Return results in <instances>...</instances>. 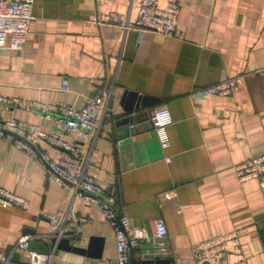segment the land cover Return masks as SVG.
<instances>
[{
  "label": "crops",
  "instance_id": "crops-1",
  "mask_svg": "<svg viewBox=\"0 0 264 264\" xmlns=\"http://www.w3.org/2000/svg\"><path fill=\"white\" fill-rule=\"evenodd\" d=\"M180 5L183 39L141 33L93 20L110 13L136 23L140 0H34L29 33L18 52H0V96L64 104L82 109L97 89L111 93L114 119L99 133L81 140L89 156L88 172L114 187L119 209L134 227L149 233L135 250L134 264H195L193 247L236 231L226 264H264V197L256 179L240 182L236 164L264 153V0H160ZM242 76L227 97L200 96V89ZM65 88V89H64ZM137 93L166 105L173 123L170 145L163 148L149 125L140 120L127 136L116 122L135 112ZM4 120L47 123L35 111L0 105ZM124 133V130L122 131ZM54 159L64 155L43 144ZM0 185L28 200V208L0 206V252H19L29 264L30 251L16 249L20 237L37 243L43 264H105L117 258V240L101 211L48 177L39 160L0 136ZM89 220L70 244L90 247L102 240V257L60 250L43 213L66 211ZM163 220L168 234L154 237V222ZM67 232L74 231L68 223ZM153 239L158 248L149 249ZM55 240V239H54ZM63 240V239H62ZM57 244V245H56ZM100 244V243H99ZM97 247L90 250L96 253Z\"/></svg>",
  "mask_w": 264,
  "mask_h": 264
},
{
  "label": "built area",
  "instance_id": "built-area-1",
  "mask_svg": "<svg viewBox=\"0 0 264 264\" xmlns=\"http://www.w3.org/2000/svg\"><path fill=\"white\" fill-rule=\"evenodd\" d=\"M33 5L34 0H0V52L21 50L33 19ZM180 8V5L174 1H168L162 6L160 0H140V14L136 23H132L125 15L115 12L93 21L100 25L183 39V34L178 27ZM242 79V76L230 77L200 89L197 94L227 97L239 89ZM0 105L8 108L27 107L44 119L47 128L18 119L4 120L0 116V136L20 151L39 160L48 177L72 193L73 201L80 198L101 211L106 222L112 227L117 240V258L108 259L105 264H134L135 250L149 238L148 231L142 227H134L129 216L119 209L114 187L104 186L97 178L89 174V156L82 146L65 139L68 134H73L81 140L88 139L99 133L105 120H113L115 111L111 93L97 89L96 94L82 109L64 104H49L4 96H0ZM150 122L161 146L167 148L170 145L168 127L173 123L167 106L160 105L154 108ZM44 143L55 146L65 156L54 159L42 147ZM234 171L240 182L256 179L264 197V153L236 164ZM28 205L27 199L0 185L1 207H18L25 210ZM41 217L49 222L56 243L65 237L79 235L82 226L89 222L85 217L70 215L69 210L47 212ZM68 223H71L74 228L71 235L66 229ZM154 227V237L164 239L167 236L168 229L163 220H156ZM238 240V233L233 231L195 245L193 247L195 264H226L225 256L231 246H238ZM30 242V236L23 235L16 249L28 251ZM31 255L29 264H43L39 254L33 251ZM0 264L20 263L12 262L10 258L3 257L0 252Z\"/></svg>",
  "mask_w": 264,
  "mask_h": 264
},
{
  "label": "water",
  "instance_id": "water-1",
  "mask_svg": "<svg viewBox=\"0 0 264 264\" xmlns=\"http://www.w3.org/2000/svg\"><path fill=\"white\" fill-rule=\"evenodd\" d=\"M127 95L129 96V98H137L136 99V103L134 108L131 106L126 107V111L131 113V112H135L136 113H132L130 115H128L125 118L120 119L119 121L116 122V125L118 128H120V136H127L131 133L132 130H134V126L137 122H140V120H146L147 118L150 117V113L147 109V106L153 104L156 102V99H153L151 97H146V96H139L137 93H127ZM150 119V118H149ZM150 122V120H149ZM151 125V123L149 124ZM124 130V133H122V131ZM52 243H55V240L52 239L51 240ZM39 243L42 247H43V254H46L48 252V245L42 242H37V241H31L30 242V246H29V250L30 252L34 251V245ZM100 243V244H99ZM149 245V249L150 250H154L156 248H158V246L154 243L153 239H149L148 240ZM90 247L89 250L88 249H83L80 248L78 246H73L70 244V240L68 239H63L61 240V242L57 245L58 249L60 250H67V251H72L78 254H88L91 255L93 254L94 257L96 258H100L102 257V240L98 239L97 237H92L90 240ZM97 245H99V249H97L96 253H92V251L90 250L93 246L97 247ZM21 254L19 252H14L11 256V261L18 263L20 261V256ZM165 261H158L156 262V264H165ZM146 264H155V263H146Z\"/></svg>",
  "mask_w": 264,
  "mask_h": 264
}]
</instances>
